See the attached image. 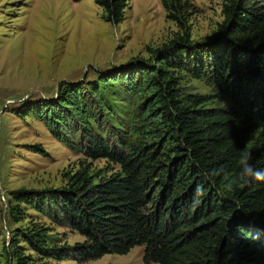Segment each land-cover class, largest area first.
<instances>
[{
    "label": "trees",
    "instance_id": "obj_1",
    "mask_svg": "<svg viewBox=\"0 0 264 264\" xmlns=\"http://www.w3.org/2000/svg\"><path fill=\"white\" fill-rule=\"evenodd\" d=\"M94 1L108 22L119 24L131 0ZM184 1L161 0L167 18L180 21ZM221 14L203 40L183 32L153 51L154 62L135 60L86 83L62 82L56 99L31 107L67 148L118 170L82 169L59 187L11 191V219L29 218L10 231L14 264L89 262L141 245L144 264H264V181L223 187L239 172L245 148L264 171V0H227ZM175 69L203 79L231 104L214 107L209 95L182 93ZM105 88L137 96L135 140L113 125L111 135L102 133L111 117ZM22 204L83 240L58 239Z\"/></svg>",
    "mask_w": 264,
    "mask_h": 264
},
{
    "label": "rangeland",
    "instance_id": "obj_2",
    "mask_svg": "<svg viewBox=\"0 0 264 264\" xmlns=\"http://www.w3.org/2000/svg\"><path fill=\"white\" fill-rule=\"evenodd\" d=\"M226 1L185 0L177 22L167 18L161 0H131L122 22L113 24L94 0H0V264H14L7 250L10 231L29 221L11 219L8 204H15L11 191L59 187L82 169L95 175L118 170L107 159H92L67 148L30 114L31 107L56 99L62 82L86 83L96 80L100 72H123L135 60L153 61L155 49L183 32L194 41L203 40L222 21ZM174 73L182 93L209 95L214 107L231 104L203 79L178 69ZM102 96L111 108L102 133L111 135L107 129L113 125L129 141L135 140L137 96L112 88H105ZM23 205L31 217L49 225L58 239L70 244L83 240L64 224ZM143 248L135 246L126 254H105L89 262L48 263L144 264Z\"/></svg>",
    "mask_w": 264,
    "mask_h": 264
},
{
    "label": "clouds",
    "instance_id": "obj_3",
    "mask_svg": "<svg viewBox=\"0 0 264 264\" xmlns=\"http://www.w3.org/2000/svg\"><path fill=\"white\" fill-rule=\"evenodd\" d=\"M252 159L251 152L245 148L240 151L239 157L237 159V166L239 168V172L230 177L228 181L223 185L226 191H232L236 186L241 182H251V181H264V171H261L257 167H255L252 163H250ZM206 177L212 175L211 173H206ZM196 194L203 195L202 185H197L195 190Z\"/></svg>",
    "mask_w": 264,
    "mask_h": 264
}]
</instances>
